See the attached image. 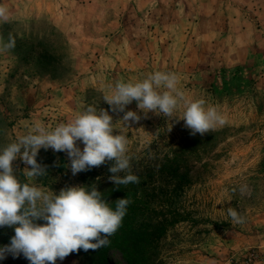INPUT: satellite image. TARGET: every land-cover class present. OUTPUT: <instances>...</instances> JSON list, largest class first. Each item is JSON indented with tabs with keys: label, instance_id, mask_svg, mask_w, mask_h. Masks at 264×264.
<instances>
[{
	"label": "rangeland",
	"instance_id": "374dc122",
	"mask_svg": "<svg viewBox=\"0 0 264 264\" xmlns=\"http://www.w3.org/2000/svg\"><path fill=\"white\" fill-rule=\"evenodd\" d=\"M0 4L10 13L0 35L15 39L13 49L0 53V150L36 121L54 128L97 105L113 117L114 134L128 137L130 172L140 173L127 197L142 201L133 204L136 218L170 221L150 248L152 264H264V0ZM156 71L175 73L187 99L216 106L227 123L191 135L180 119L182 106L173 119L145 116L133 101L125 111L141 119L124 125V113L111 111L105 95L119 81H142ZM36 159L47 175L33 183L57 195L71 186L100 191L111 182L114 161L73 175L66 152L41 148ZM13 167L28 182L24 168L30 166L17 158ZM103 198L109 206L114 201ZM229 208L245 222L234 223ZM14 234L13 227H0V247ZM104 255L110 264H126L111 242L55 264H102ZM0 264L31 262L6 254Z\"/></svg>",
	"mask_w": 264,
	"mask_h": 264
},
{
	"label": "clouds",
	"instance_id": "9594fccd",
	"mask_svg": "<svg viewBox=\"0 0 264 264\" xmlns=\"http://www.w3.org/2000/svg\"><path fill=\"white\" fill-rule=\"evenodd\" d=\"M9 18L8 8L0 4V22ZM14 47L15 39L11 35L7 41L0 35V53ZM178 84L175 73L156 71L142 81L117 82L103 100L111 111L124 113L120 121L127 127L130 121L141 119L136 112L125 111L133 101L145 116L151 111L173 119L175 111L182 106L180 119L191 135L203 136L227 123V117L216 106H206L204 99H187ZM114 123L108 111L89 105L54 128L42 121L34 122L26 134L0 150V227H13L15 233L10 244L0 247V260L6 254L14 258L23 254L31 264H55L57 259L63 260L81 248L96 250L110 243L108 238L121 226L130 199H118L113 210L96 187L90 190L85 186L66 187L57 195L33 181L47 175L46 166L36 159L39 150L51 148L54 152L67 153L73 175L114 161L108 171L115 185L139 183V177L130 172L128 137L114 134ZM77 141L83 143L82 150ZM17 158L30 166L24 168L28 182H21L17 176L13 167ZM125 171L127 175H119ZM245 190L246 186L242 187L241 193ZM227 215L236 224L245 222L235 209L229 208ZM37 220L45 223L37 224Z\"/></svg>",
	"mask_w": 264,
	"mask_h": 264
},
{
	"label": "trees",
	"instance_id": "16d2710c",
	"mask_svg": "<svg viewBox=\"0 0 264 264\" xmlns=\"http://www.w3.org/2000/svg\"><path fill=\"white\" fill-rule=\"evenodd\" d=\"M149 173L150 172L148 170V175H150ZM134 175L138 176V174ZM108 185L100 187V192L103 197L112 196L114 198V201H112L109 206L113 210H115L117 200L127 198L130 193V188L134 186L133 183H129L130 186L127 185L129 188L125 191L124 185H115L112 181L109 182ZM134 203L140 204L142 201L139 199L133 203L131 202L127 206L130 211L126 210L121 226L111 238V246L124 257L126 264H152L153 253L150 252V248L154 241L160 238L164 233L165 228L170 221L163 218L151 224L150 218L148 220H138L134 214V208L136 207L133 206ZM101 262L102 264H110L107 262L106 255L103 256V260Z\"/></svg>",
	"mask_w": 264,
	"mask_h": 264
},
{
	"label": "crops",
	"instance_id": "0c3cea01",
	"mask_svg": "<svg viewBox=\"0 0 264 264\" xmlns=\"http://www.w3.org/2000/svg\"><path fill=\"white\" fill-rule=\"evenodd\" d=\"M233 8H236V7H234V5H233ZM237 8H239V7H237ZM212 15H213V14H212ZM212 15H211V16H212Z\"/></svg>",
	"mask_w": 264,
	"mask_h": 264
}]
</instances>
